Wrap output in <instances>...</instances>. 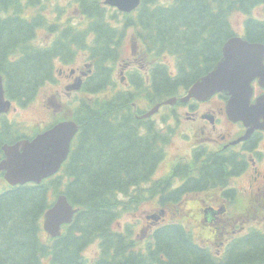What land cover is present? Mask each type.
<instances>
[{
	"label": "trees",
	"instance_id": "1",
	"mask_svg": "<svg viewBox=\"0 0 264 264\" xmlns=\"http://www.w3.org/2000/svg\"><path fill=\"white\" fill-rule=\"evenodd\" d=\"M45 1L48 0H0V73L5 79L8 98L19 106H26L35 99L42 86L52 82L54 57L61 53L62 62L71 64V57L79 49L91 51L92 60L99 68L97 76L90 81L86 90L88 95H96L97 98L90 103L92 107L95 105L93 110L88 108L75 115L80 120L81 130L71 158L59 176L46 181L41 187L26 185L11 188L4 179L0 180V264H87L83 260V251L93 241L100 243L101 255L105 260L103 264H110L107 261L110 250L104 235L111 232L118 216L132 209V198L137 200V209L155 207L157 210H170L185 199L182 198L181 190L170 195L163 183L142 186L150 183L147 177L154 169L150 171L149 165L157 166L161 161L163 140L151 128L147 130V134L139 135L140 124L135 123L129 112V104L142 99L138 96L140 92L131 97L135 90L133 88L126 95L107 97L113 91L116 94L120 92L119 83L114 80L115 68L110 65L117 64L127 31L135 29L139 24V46H154L158 54H161L167 43L161 40L154 43L147 41L146 39H154L148 31L158 30L161 37L178 36L180 10L162 11L161 7L156 6L159 0H144L147 11L143 10L139 18L117 17L120 30L117 31L119 41L115 42L116 49L111 50L110 54H102L100 51L99 56L95 53L104 45L100 38L104 14L94 15L86 6L81 9L89 16L90 23H93L88 32H84L87 26L73 27L68 23V29L62 30L60 34L56 33L59 35L58 39H68V42H59L50 50H39L32 45V39L36 38L38 30L45 26L44 16H39V11L45 10ZM213 4L216 5V10L210 12L212 20L204 25L207 36L210 22L214 26V39L224 43L236 31L232 18L243 17L246 38L250 42L264 40V24L256 15V11L259 12L264 5V0H209L207 3L209 6ZM168 7L171 8L172 5ZM189 9L194 10L191 6ZM194 12L193 16L197 14L196 10ZM155 16H159L160 21L152 26L151 19ZM171 18L173 22L168 25L172 27V33L168 34L165 23ZM57 25L61 26L58 23L50 25L49 32H58ZM82 39H89L88 45ZM5 43L10 48L2 50ZM21 45L26 49H22ZM107 45L112 46L113 43ZM60 46L66 47V51H58ZM66 55L70 57H65ZM138 86L145 87L140 82ZM153 87V91L143 90L148 94L144 97L148 100L143 104L145 112L148 106H154L150 103H154L153 95L157 99L174 97L179 84L171 83L166 90L159 83ZM118 113L122 114V123L119 125L122 130L118 128ZM27 137L29 135L20 128L4 120L0 124V161L3 159L2 146L5 143L12 144ZM213 168L211 173L222 174V169L217 171ZM208 181L211 182L212 179ZM60 193L68 196L79 213L64 235L53 239L43 230V216L49 208V201ZM161 235V238L158 236V246L166 259L161 261L160 255L155 254L150 260H145L149 264H214L200 251L190 249L183 233L177 228L167 229ZM115 255L120 257L118 252ZM171 255L174 256L172 260L167 258ZM145 261L135 260L133 263L146 264ZM234 261L235 259L230 264H234ZM117 264L125 262L119 260Z\"/></svg>",
	"mask_w": 264,
	"mask_h": 264
},
{
	"label": "flooded vegetation",
	"instance_id": "2",
	"mask_svg": "<svg viewBox=\"0 0 264 264\" xmlns=\"http://www.w3.org/2000/svg\"><path fill=\"white\" fill-rule=\"evenodd\" d=\"M71 1L74 2L75 12L80 13L81 22L89 28L93 26V23H90L89 16L81 9L82 6L90 8L89 12L94 15L104 14L101 21L102 35L100 36L104 45L95 54L99 55L100 51L102 54H110L111 50L116 49L115 42L119 41L117 39V31L120 30L117 21V17H119L117 7L106 4L105 0ZM168 1L172 2V7L169 10H180L178 15L179 30L183 39H163V41L168 44L174 43L171 48L174 52H179L181 60L174 58L173 68L170 71L164 69V73L160 74L152 70L146 59L137 57L139 50L132 44L129 53L130 58L135 56L134 61L138 63L139 70L136 67L132 68V61L125 62V71H122L126 77H124L123 82H120L122 86L128 87L129 74L131 73L132 80L136 82L138 72L147 85L152 84L153 77L162 81L163 89L170 87L171 83L179 84V96L176 103L163 106L165 112L161 115L160 112L153 116V114L143 111L141 100L148 96L143 90L138 94L142 99L129 104V112L133 115L135 123L139 125V123L146 122L145 125L139 126L140 131L147 134V130L154 129L163 140L164 156L158 166L166 163L168 165L167 175L163 179H157L156 183L165 184L166 191L170 195H175L177 191L181 190L182 198L185 197L180 205L173 206L170 210H157L153 207L149 217L152 219V223H155L165 213L163 223L164 225L171 224V226L165 227L161 234L167 229L177 228L183 233L185 243L189 245L190 249L200 251L214 264H230L234 259V264H264V119H260L253 128L248 127L243 121L231 119L227 112L231 96L224 93L215 94L208 99H182L188 95L189 89L200 77L213 71L224 55V47L232 39H226V42L219 47L218 39H214V26L210 22L209 36H207L204 25L212 20L210 12L216 10L215 4L207 5L209 0ZM190 6L197 11L195 16H193L194 10L189 9ZM66 12H68L67 7L64 8L60 16ZM171 22H173V18L165 23L168 34L172 33V27L168 25ZM127 32L128 35L131 34L132 38L134 37L135 29ZM32 40L35 42L39 39ZM52 40L54 43L57 39L53 38ZM64 40L67 41L68 39ZM82 40L86 44L89 43V39ZM135 41L136 39H131V43H135ZM108 43H113V45L109 46ZM7 48L8 46L4 50ZM21 48L26 49L23 45ZM36 49L40 50L41 48ZM57 50L66 51V47L60 46ZM125 52L126 49L122 51L123 58ZM167 52L169 51L167 50ZM120 55L121 52H119V57ZM57 57L60 58L61 56L57 55ZM89 64L92 65V67L89 65L92 70L90 68L88 70L86 64L84 70L75 68L76 72L72 75L70 74L72 68L67 66L56 68L52 64V73L57 75V82L64 83L65 91L67 87L73 86L81 74H87L88 77L82 76L83 86L81 90H84L87 81L92 77V73L99 72V68L92 60V54ZM38 66L41 69L40 63ZM122 71L119 67L115 68V81H117V73L120 74ZM253 88L252 104L257 99L264 98V81L255 80ZM65 93L67 94V92ZM74 93L77 92H72L71 95ZM134 95H136L135 90L130 96L135 97ZM57 96L59 97L60 93H57ZM50 101L55 111L63 110L64 106L57 103L56 97L50 98ZM88 108L93 110L94 106L89 105L86 110ZM158 116L159 118L155 121L154 118ZM117 119L118 128L122 130L119 126L122 123L121 113H118ZM206 136L208 137L206 138ZM180 139L185 144H183L185 150L188 148L191 157L181 160L180 158L183 157L177 156V159L172 161V158H169L168 150L165 148H168L172 142L173 146L177 145V141ZM212 167L217 171L222 169V174L211 173ZM207 171L208 173H206ZM175 173L176 175L173 177ZM178 176L179 179H175ZM209 179L212 181L209 182ZM192 198H200L203 204L199 209L201 217L198 221L202 222L205 231L197 232L195 228L187 227L184 223H181L182 226H178L179 224H174V221L170 220V217L175 216L174 210L187 213L188 211H184V206L187 200ZM235 214L243 215V218L240 224H235L232 232L240 231L241 234L231 236L227 242H221L222 237L227 236L228 222L232 221L230 219ZM191 216L188 213L185 220H189ZM233 218L236 219V216ZM148 232L149 229L147 230V228L140 231L135 229L133 238L128 241V244L121 234H117L119 249L130 245L140 248L144 256L148 254L147 257L151 258L153 251L144 247ZM191 232L193 234L186 236L187 233ZM239 236L243 239L235 247V239ZM138 237L142 243L138 242ZM157 247L161 261H165V256L162 255L163 252L158 246V236ZM147 257L145 256V258ZM167 258L172 260L174 256L171 255Z\"/></svg>",
	"mask_w": 264,
	"mask_h": 264
},
{
	"label": "water",
	"instance_id": "3",
	"mask_svg": "<svg viewBox=\"0 0 264 264\" xmlns=\"http://www.w3.org/2000/svg\"><path fill=\"white\" fill-rule=\"evenodd\" d=\"M106 4L129 13L139 7L141 0H106ZM241 39L232 38L224 47V58L209 75L192 87L183 100L192 97L208 99L222 92L231 96L227 107L230 118L255 126L260 119H264V98L252 104L251 85L257 78L264 81V45H251ZM234 61L235 65H232ZM80 85L81 80H78L72 89H78ZM10 109L11 102L6 101L3 77L0 75V114ZM78 130L75 122L66 121L32 140L5 145V159L0 164V172L5 173V179L13 186L30 182L41 184L56 174L67 160ZM77 212L68 198L61 195L45 214V230L52 237L59 236L60 225L71 223Z\"/></svg>",
	"mask_w": 264,
	"mask_h": 264
},
{
	"label": "rangeland",
	"instance_id": "4",
	"mask_svg": "<svg viewBox=\"0 0 264 264\" xmlns=\"http://www.w3.org/2000/svg\"><path fill=\"white\" fill-rule=\"evenodd\" d=\"M166 1H168V0H162V4H165L164 2H166ZM57 3H59V4H57ZM57 5H60V7L71 6L68 9V12L65 13L61 17V19L58 18V14L56 11ZM263 11H264V6L260 7V12L263 13ZM44 13L49 14V16H50L49 24H52L55 22V20L60 19V22L62 24H64V26H65L68 23V21L71 19L70 23L72 25H77L80 23L79 21L82 20V18L80 17V13L77 11L75 12L74 5H71V2L68 0H51V2L46 4ZM256 15L259 16L258 11H256ZM232 20H233V23H234L237 31L242 34L243 33L244 18L243 17H239L238 19L232 18ZM37 38L39 40L35 41V45L45 46L46 44L52 43V41H53L52 39L54 38V35H50L46 29H41L38 32ZM127 39H128V41L125 43L127 48H126L124 58H123V56L119 57L117 59L116 65L111 64V66H113V68H117V66H118L120 71H122V70L125 71V67H124L125 62L132 61V68L137 67V64L134 61L135 56H132L130 58V54H129L131 46H132L131 34L128 35ZM229 39H231V37H229ZM263 44H264V42L261 43V45H263ZM222 45H223V43L221 44L220 41L218 40V46L220 47ZM176 56H177V54H175L174 51L167 52V50H166L161 55L154 57L153 60H151L150 62H153V63L154 62H160L161 64H165L167 69H169V71H170V69L173 68L174 58H176ZM137 57L139 59L142 58V56L139 54L137 55ZM72 58H73V60L76 58V60L71 66H67L68 68L73 67L74 69L75 68L76 69H78V68L84 69L85 65L90 62L89 52L87 53L84 50H79L78 54L73 55ZM231 64L235 65V61L231 62ZM55 66H58V67L63 66L60 59L55 60ZM124 71H122L120 73V75H119V73H117V81H119L120 78L124 77ZM75 72H76V70H75ZM123 88L126 89L125 87H123ZM65 92L66 91H65L63 82H57L53 85V83H51V81H49L39 89V92L37 93L34 100L29 102L25 107H18L16 112L10 113L8 116L9 120L11 122H14V123H19L25 129H27L28 127H34V126L44 127L45 126L44 123L48 124V122H47L48 119L55 116L56 114H59L61 116H64L67 112L72 114L73 109L75 107V100L76 99H70V97H68ZM57 93H60L59 97L57 96ZM83 96L85 97V95H83ZM52 97H56L57 103L64 106L62 111H55V108H54V106L51 105V101H50V98H52ZM161 112H164V108L161 109ZM64 117L68 118L69 116L67 114ZM140 135H144V131H140ZM207 137L208 136H206V138ZM183 144L184 143L180 139L177 141V145L173 146V142H172L168 146V148L167 147L165 148L166 150H168L169 158H172V161L177 159L176 158L177 156L183 157V158H180L181 160H185V159H188L191 157L190 153L188 152V148L185 150V148L183 147ZM163 156H164V143H163ZM163 156H162V158H163ZM158 165L157 166L149 165V170L152 171L154 169V171L152 172V174L149 177H147V179L149 180L150 183L143 184L142 186L147 187L148 185L151 184V182L153 183L157 179H163L167 175L168 165L166 163H163L160 166H158ZM175 175H176V173L173 175V177H175ZM169 177H170V175H169ZM176 179L178 180L179 176ZM240 185H242V184H240ZM189 197H192V196H189ZM132 201H134V205L132 206V209L134 211L146 213L145 209H137V206H136L137 200H135V197L133 198ZM202 205L203 204H202L200 198L188 199L186 205L184 206V211H188V212L187 213L177 212L176 210H174L173 213L175 216L170 217V220L174 221L176 224L184 223L185 226H187V227L195 228L197 230V232L205 231V230H203L204 226L202 225V222L198 221V219L201 217V215H199V209L202 207ZM188 213H190L192 216L189 220H185ZM234 216H236V219L233 218ZM234 216L230 219L232 221L228 222L227 230H226L227 236L222 237L221 242H227L231 236L241 234L240 231L233 233L232 229L235 228L236 223L240 224L242 222L243 215L235 214ZM137 219H140L139 220L140 225L147 224V222H148L147 217L140 218L139 215L129 214L127 216H122V215L118 216L117 220H118V222H121L119 230L120 231L125 230L124 226L126 223L131 222L134 224L137 221ZM158 226L159 225L152 223V224L147 226V230L148 229H154ZM139 238L140 237H138L137 240H139ZM143 242H144V239H143ZM99 245H100L99 242H95V245H94L95 247L91 246V247L86 248L83 251L84 258L86 260H88V256H92V254L95 250H99V253H100L101 246H99ZM99 253L97 252L98 255H99ZM94 257H97V256H94ZM94 257H93V259H94Z\"/></svg>",
	"mask_w": 264,
	"mask_h": 264
},
{
	"label": "bare ground",
	"instance_id": "5",
	"mask_svg": "<svg viewBox=\"0 0 264 264\" xmlns=\"http://www.w3.org/2000/svg\"><path fill=\"white\" fill-rule=\"evenodd\" d=\"M252 98H253V95H252ZM257 101H258V99H257ZM257 101H256V102H257ZM256 102H255V103H256ZM255 103H254V104H255ZM239 121H242V120H239ZM243 122H244V121H243ZM245 124H246L248 127H251V128H253V125H250V124H247V123H245ZM147 218H148V217H147ZM148 220H149V218H148ZM99 246H100V245H99ZM98 253H99V251H98ZM101 253H102V249H101V251H100L99 255H101ZM93 261H94V262H96V260H95V259H93Z\"/></svg>",
	"mask_w": 264,
	"mask_h": 264
}]
</instances>
